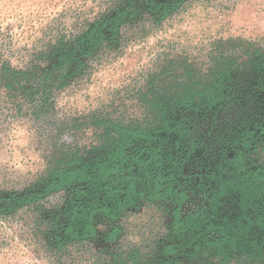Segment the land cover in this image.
<instances>
[{
	"label": "trees",
	"instance_id": "1",
	"mask_svg": "<svg viewBox=\"0 0 264 264\" xmlns=\"http://www.w3.org/2000/svg\"><path fill=\"white\" fill-rule=\"evenodd\" d=\"M187 1L111 0L80 32L20 53L22 66L0 43V102L57 138L38 179L0 191V217L33 210L60 255L97 241L104 221L103 241L117 247L96 264H264V47L229 40L206 72L185 65L142 94V120L57 117L58 94L119 50L127 27L162 23ZM79 133L89 142L79 143ZM57 194L60 203L47 210ZM153 206L170 219L164 232L147 244H119L123 220Z\"/></svg>",
	"mask_w": 264,
	"mask_h": 264
},
{
	"label": "rangeland",
	"instance_id": "2",
	"mask_svg": "<svg viewBox=\"0 0 264 264\" xmlns=\"http://www.w3.org/2000/svg\"><path fill=\"white\" fill-rule=\"evenodd\" d=\"M111 0H0V43L12 51L11 61L22 66L19 54L31 52L58 33H78ZM248 40L264 47V0H188L162 23L145 18L123 31L122 46L95 64L87 78L71 83L57 97V117L64 120L98 112L126 122L146 115L142 94L185 65L206 72L223 43ZM49 125L15 118L0 102V191H22L47 168L57 138ZM47 130L48 136H44ZM50 134V135H49ZM64 135L62 141L71 142ZM78 142H89L79 133ZM64 194L49 197L47 210ZM38 215L23 210L0 217V264H96L98 255L110 258L115 245L104 243L109 229L99 223L101 237L86 247L58 254L47 247L38 230ZM170 219L164 208L153 206L123 220L121 245H142L164 232ZM187 264V263H184ZM235 264V263H233Z\"/></svg>",
	"mask_w": 264,
	"mask_h": 264
}]
</instances>
